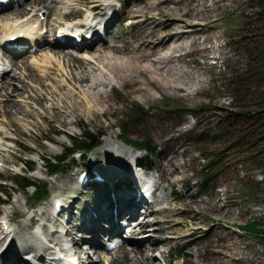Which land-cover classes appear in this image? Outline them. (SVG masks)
<instances>
[{
    "label": "rangeland",
    "instance_id": "obj_1",
    "mask_svg": "<svg viewBox=\"0 0 264 264\" xmlns=\"http://www.w3.org/2000/svg\"><path fill=\"white\" fill-rule=\"evenodd\" d=\"M118 1H122V4L119 3L122 8L118 10L123 11V17H118L112 27L113 37L110 35L109 44L85 52L92 60L81 59V56L66 57V66H71L73 70L68 86L73 89L63 85L55 92V80L60 76L49 69L40 82L34 79L36 84L30 83L32 78L27 75L28 80L13 81L10 90H2L0 96H5V93L18 88L9 98H0V102H4L2 106L9 103L16 105L10 109V114H14L29 129L10 125L13 133L9 132L15 138L20 136L16 144L14 140L10 141V145L15 144L11 150L6 153L0 151L6 165L10 164L0 171V191L3 197L8 198L7 204L0 203V216L5 214L16 223L26 220L29 224L34 220L28 221V214L39 209L49 212L55 196L63 199L74 196L94 202V193L101 194L105 184L92 188L81 187L79 183L84 173L91 179L98 172L105 179L111 162L97 148L104 144L107 137L117 138V141L137 148L143 156L142 163L146 157L150 160L149 168L153 167L163 147L183 143L186 148H191L193 169L187 171L183 168L178 154L162 163L163 174L160 175L165 178L166 184H162L160 189L167 200V210L174 213L163 218L157 216L163 221L160 223L162 242L153 252L145 253L153 258V254L168 250L169 246L171 257L170 253H164V258L156 259V264H197L196 255L191 251L197 245L199 264H264V239L255 236L256 229L264 230V9L259 0H219L214 4L215 10L207 18L203 30L211 36V45L222 47L223 54L202 52L192 46L181 61L168 65L165 59L172 54V37L179 32L169 23L179 24L182 21L173 15H159L154 8L157 0ZM29 2L25 1L24 13L19 16L29 13L32 7ZM57 3L60 5L61 0ZM201 3L202 0H195L192 4ZM51 5L57 8L46 15L54 31L58 26L55 24L66 19L61 16L66 11L62 12L58 8L60 6L54 3ZM82 5L84 3H78L71 13L87 8ZM13 10L2 12L0 19L10 18ZM48 49L43 51L41 47L31 53H22L15 59L42 62L49 54L63 56L56 48ZM71 53L76 54L74 51ZM213 55L217 57L216 64L212 62ZM12 56L0 49V59L5 63ZM189 68H194L197 77L205 81L203 92L194 96L183 95L190 92L192 86L183 85L176 70ZM53 69L57 67L53 66ZM16 71L19 75L21 69ZM40 73L37 70L32 75L39 76ZM112 81L116 82L113 83V90H109ZM145 85H162L183 94L181 97L160 95ZM147 93L157 98L154 104L144 100ZM68 96L81 103H73ZM20 101L31 103L25 106L18 104ZM4 108L0 109L2 125L8 118V109L4 111ZM84 109L91 116H82ZM251 112L253 114L249 116ZM106 113V116L103 115ZM149 117L156 118L151 121ZM64 118L73 121V125L65 127L62 124ZM85 129L99 136V145L83 154V160L78 159L82 154L78 152L72 160H67L63 171L44 176L47 161L57 160L64 149L73 147L74 140L81 141ZM146 139L151 141V147H155L152 155L138 149L139 142ZM124 141L136 144V148ZM49 142L56 145L52 147ZM49 146L56 152L49 150ZM32 148L35 149L33 152H26ZM94 152L97 155L93 168L89 163ZM25 162L32 167L28 174L22 172ZM76 170H80L78 175L72 173ZM20 172L38 186L46 184V196L42 202L34 203V188L24 192L17 188L13 180ZM56 178L62 181L63 189L60 191H56L50 182ZM169 187L172 199L168 197ZM209 195L216 204V211L204 209L207 203L205 197ZM176 222L179 224L174 229ZM195 232V238L186 245L175 241L179 238L186 241ZM173 238L174 243H168ZM124 240L129 238L124 237ZM119 252L116 256L108 255V260L115 262L121 256V250Z\"/></svg>",
    "mask_w": 264,
    "mask_h": 264
},
{
    "label": "bare ground",
    "instance_id": "obj_2",
    "mask_svg": "<svg viewBox=\"0 0 264 264\" xmlns=\"http://www.w3.org/2000/svg\"><path fill=\"white\" fill-rule=\"evenodd\" d=\"M25 1L18 0L10 5H3V1H1L0 14L9 9L14 10L10 18L0 19V49L10 39H13L10 45H27L28 48L21 51L13 50L12 59L7 63L0 59V94L2 90H10L13 81L28 80L27 75L32 78V81L29 80L30 83L40 82L45 78L49 69L56 71L57 76H60L59 78L56 77L55 86L53 85L55 92L59 91L63 85L68 89H73L68 86L73 78V70L70 69L71 66H66L68 64L66 57L79 58L81 56V59L92 60V57L86 55L85 52L96 50L95 48L98 46L108 45L109 38L112 36V27L118 17H123V11H119L122 8V1L61 0L60 5H58L57 0H30L29 3L32 4V7L29 13L19 16L24 13ZM52 3L60 6L58 8L62 12L66 11L61 15L62 18L66 19L60 24H55L58 26L54 31L51 30L46 15V13L50 15L57 8L52 6ZM78 3H84L82 7L89 8L85 10L81 8L80 12L71 13L73 8L78 7ZM80 16H83V19H80ZM70 17L75 20L63 25L64 21ZM51 35L52 39H46ZM56 36H60L61 40ZM32 46L37 49L42 47L43 51L50 47L56 48L61 51L63 56L60 58V56L56 57L54 54H49L42 59V62L36 60L29 62L27 59L21 60H25V62L16 61V56L22 52L31 53ZM70 50L75 51L76 54L69 52ZM24 65L26 66L24 67ZM53 66H56L57 69H53ZM16 69H21L19 75L16 74ZM37 70L41 72L40 75H32V72ZM34 79L36 82H33ZM28 86H30L29 83ZM35 88L37 89V87ZM16 89L18 88L10 93H5V96L9 98ZM5 96H0V98H6ZM3 103L0 102V109L3 107H5L4 111L8 109L6 111L8 118L5 120L6 122H2L5 125L0 123V137L5 135L3 140H0V151L6 153L13 148L17 137L20 136L15 138L10 133L12 132L10 127L18 125L22 130H27L29 127L17 119L14 114H10V109L15 108L16 105L9 103L2 106ZM30 103V101L18 102V104L25 106H29ZM12 140L15 144L10 145ZM50 144L52 147L56 145L53 142ZM97 149H100L99 151L103 156L110 160L111 165L106 170L105 179L103 177L105 184L103 192L101 194L94 193V202L74 196L67 197L66 201L60 196H55L49 210L53 208L56 201L61 202L66 218L61 220L63 211L58 214V217H54L50 211L45 209L35 210L33 214L27 216L28 221L34 220L36 222L34 228H30L26 220L16 223L8 215L0 216V259L2 264H98V259H100L101 264H156V259L158 261L159 257L164 258V253H170L168 246V250L165 249L166 252L164 250L157 251L153 254V258L148 257V254L153 252L155 247L162 242L160 234L163 230L160 223L163 221H160L157 216L161 215L163 218L166 214L174 213V211L167 210V200L160 189L162 184H166L165 178L160 175V173L163 174L162 163L164 161L157 170L147 168L148 171H146V168L141 167V171L140 164L143 158L139 154L141 151L117 141V138L107 137L104 144ZM49 150L56 152L50 146ZM95 155L97 152L93 153L89 163L92 167L96 162ZM8 164L6 165V161L0 157V171L10 165ZM79 172L80 170H76L72 173L78 175ZM143 172L144 174H142ZM37 173L39 172L37 171ZM35 177L41 178L37 175ZM50 182L55 186L53 188H56V191L63 189L62 181H59L58 178ZM169 192L170 187L168 188V197L172 199ZM137 193L140 194L139 197H137ZM172 201L174 203V200ZM16 202L18 203L19 200L17 199ZM130 222L132 223L129 226H125ZM178 224V222L174 223V229L178 227ZM55 227L59 228L55 229ZM63 232H65L64 236L59 234ZM113 235H115L113 238L120 239L125 236L129 240L121 239L120 244L114 249L106 250L104 242L110 241L108 239ZM182 239L179 238L175 241L179 243ZM170 242L174 243V238L173 240L169 239L168 243ZM127 243L130 244L126 245ZM61 246L64 250L57 252L56 250L60 249ZM124 246L129 247V249H124ZM120 250L121 256H117L115 262H110L108 255L114 254L116 256ZM94 252L96 256L104 255L95 259L93 258ZM145 252L149 253L146 254ZM166 256L169 258V254Z\"/></svg>",
    "mask_w": 264,
    "mask_h": 264
},
{
    "label": "trees",
    "instance_id": "obj_3",
    "mask_svg": "<svg viewBox=\"0 0 264 264\" xmlns=\"http://www.w3.org/2000/svg\"><path fill=\"white\" fill-rule=\"evenodd\" d=\"M219 0H202V3L199 5H193L192 3L195 2V0H157L155 2L154 8H156V12L161 16H168L173 15L176 16V18H179L182 23L176 24L174 22L169 23L174 28H178L179 32L173 35V43L174 47L172 49V54L168 56L165 59V62L169 65L173 63L174 61H181L182 58L189 52L190 48L194 46L197 50H200L202 52H209V53H218L219 55L223 54V50L221 46H215L211 45L212 38L209 35H206V31L203 30L205 26V22L207 21V18L211 13L214 12L215 7L214 4L218 2ZM210 2V4H209ZM259 5L264 9V0L258 1ZM212 5V6H211ZM224 6V5H223ZM209 29H212V26H209ZM217 59L215 55H213L212 62H214ZM178 72V79L183 82V85L185 86H192V90L190 92L186 93H178L172 88H168L165 86H159L156 87L155 85H145L147 87H150L152 89H155L160 95L161 94H168L175 97H181L182 94L186 96H194L201 92H203V83L205 82L202 79H199L195 73L194 68H189L187 70H179L176 69ZM116 81H112L108 86L109 90H113V83ZM68 98L75 104H80V101H75L73 96H68ZM144 100L149 103H155L157 98L147 93V95L144 97ZM140 109V107H138ZM141 112L143 111L140 109ZM253 113H249L248 115L251 116ZM82 116L87 117L91 116V113H88L85 109L81 113ZM103 115H107L103 114ZM152 115V114H151ZM102 116V115H101ZM103 117V116H102ZM158 117V116H156ZM156 117H149L151 121L155 119ZM74 118V117H73ZM75 119V118H74ZM75 121V120H74ZM62 124L65 127L73 125V121H70L67 118H64L62 121ZM124 132V128L122 130ZM129 145H133L134 148H136V144L130 142V141H124ZM151 141L149 139H146L145 141H140L137 145L140 150H143L147 152L148 154L152 155L155 152V147L150 146ZM97 145H99V136L96 134H93L89 130L85 129L83 133V138L81 141L74 140L73 141V149H64L63 154L59 157H57V160L53 161H47V170L50 172V174H57L64 170V164L65 162L72 157V151L73 150H79L82 154L89 153L92 149H94ZM131 145V146H132ZM137 149V148H136ZM162 153L157 157V160L155 161L152 169H158L161 167V163L163 161H167L169 157H171L174 153H177L179 156V159L181 160V164L183 168L187 169V171H190L193 169V162L194 158L191 156V148L185 147L183 143H180L179 146H171V147H163ZM84 156V155H83ZM84 158V157H83ZM29 169H32L31 165H28ZM143 165L145 167H150L151 162L146 157V159L143 162ZM17 188L21 191H26L28 188L33 187L34 188V203H37L39 200H43L46 196L45 193V187L46 184H42L40 186L36 185L33 181H31L27 177L18 176L17 179L13 180ZM206 204H205V210L206 211H216L217 207L215 202L213 201L212 197L209 195L208 197H205ZM1 201V200H0ZM247 225V224H246ZM244 225V226H246ZM243 226V227H244ZM212 233V231H211ZM197 233H194L190 238H188L186 241L182 240L179 243H182V245L188 244L192 239L195 238ZM255 236L259 238L264 239V230H255ZM211 241H208L210 243ZM194 251V254L196 255V263L199 264V254H198V247L197 245L192 248Z\"/></svg>",
    "mask_w": 264,
    "mask_h": 264
}]
</instances>
